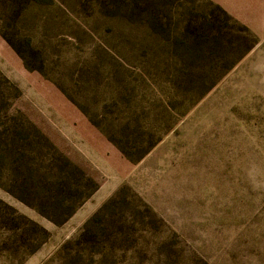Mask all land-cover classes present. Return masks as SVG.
I'll return each instance as SVG.
<instances>
[{"label": "rangeland", "instance_id": "obj_1", "mask_svg": "<svg viewBox=\"0 0 264 264\" xmlns=\"http://www.w3.org/2000/svg\"><path fill=\"white\" fill-rule=\"evenodd\" d=\"M0 264H264V0H0Z\"/></svg>", "mask_w": 264, "mask_h": 264}]
</instances>
